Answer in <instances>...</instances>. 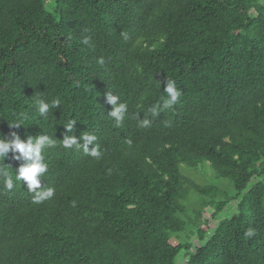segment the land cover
I'll list each match as a JSON object with an SVG mask.
<instances>
[{
	"label": "trees",
	"instance_id": "obj_1",
	"mask_svg": "<svg viewBox=\"0 0 264 264\" xmlns=\"http://www.w3.org/2000/svg\"><path fill=\"white\" fill-rule=\"evenodd\" d=\"M167 80L181 96L164 109ZM37 98L60 106L45 119ZM73 121L99 158L63 147ZM13 131L56 141L37 189L55 194L34 204L15 181L24 161H0V264H264V0H0V134ZM204 165L234 193L183 171ZM192 191L208 200L194 223Z\"/></svg>",
	"mask_w": 264,
	"mask_h": 264
},
{
	"label": "clouds",
	"instance_id": "obj_2",
	"mask_svg": "<svg viewBox=\"0 0 264 264\" xmlns=\"http://www.w3.org/2000/svg\"><path fill=\"white\" fill-rule=\"evenodd\" d=\"M84 42H87L85 38ZM99 63L103 64L104 61L101 58ZM166 94L162 107L164 109L170 108L175 105L181 96V91L177 88L174 80H167L163 88ZM107 103L113 106L110 111V117H112L117 125L123 121L127 112V105L120 102V98L117 95H113L110 91L107 94ZM35 106L39 114L45 119L51 108H57L60 106L58 100H52L51 102L46 101L43 98H37L35 100ZM152 114L158 115L157 110L154 108ZM151 121L149 119H143L140 121L141 127L149 126ZM22 123L13 122L10 126L18 128ZM65 133L62 139L63 147L72 148L76 146L82 148L84 152L93 157H100V152L94 146L96 136L92 134H81L79 138L75 135H67L71 133L74 128V121L64 124ZM131 141H129V144ZM56 144V141L51 138L48 134H41L37 136L28 135L26 139H22L20 134L16 131L11 132V138H5L0 134V161H5L9 156V153L14 154V159L23 160L18 170H15V181H22L23 184L27 185V189L30 192L36 193L33 198L34 204H40L45 200L51 199L55 194L54 188H47L43 191H37L42 187V178L48 171V165L45 163L43 150L46 147H52ZM92 145L90 148L89 146ZM4 186L8 190L14 188V180L11 176L5 173ZM255 235L254 230L249 229L246 233V237Z\"/></svg>",
	"mask_w": 264,
	"mask_h": 264
},
{
	"label": "rangeland",
	"instance_id": "obj_3",
	"mask_svg": "<svg viewBox=\"0 0 264 264\" xmlns=\"http://www.w3.org/2000/svg\"><path fill=\"white\" fill-rule=\"evenodd\" d=\"M183 171L185 174H188L191 177H193L200 184L217 185L221 188V190H224L226 188L225 185H227L228 187L226 188V191L224 193L227 194L234 193V187L232 185V182L229 179L219 177L209 165H204L203 167H199L198 169H194V170L183 169ZM222 195L223 193H221L219 196L217 195V197H222ZM207 201L208 200H202V198H200L198 195L196 196L195 192L190 194V201L189 200L185 201L187 207L190 206V208L188 207L189 211L186 214V219H188V222L191 223L195 222L196 216L193 214L192 211L195 210L196 208H199L200 205H202L204 202ZM210 212L211 210L207 212V215H209Z\"/></svg>",
	"mask_w": 264,
	"mask_h": 264
},
{
	"label": "built area",
	"instance_id": "obj_4",
	"mask_svg": "<svg viewBox=\"0 0 264 264\" xmlns=\"http://www.w3.org/2000/svg\"><path fill=\"white\" fill-rule=\"evenodd\" d=\"M254 12V10H252Z\"/></svg>",
	"mask_w": 264,
	"mask_h": 264
}]
</instances>
